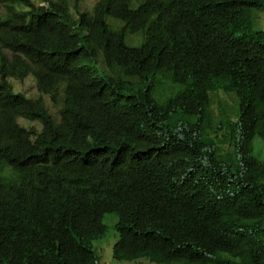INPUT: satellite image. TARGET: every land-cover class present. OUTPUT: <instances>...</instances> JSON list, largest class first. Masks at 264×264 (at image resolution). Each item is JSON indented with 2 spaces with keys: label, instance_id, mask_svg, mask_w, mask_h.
<instances>
[{
  "label": "trees",
  "instance_id": "1",
  "mask_svg": "<svg viewBox=\"0 0 264 264\" xmlns=\"http://www.w3.org/2000/svg\"><path fill=\"white\" fill-rule=\"evenodd\" d=\"M46 1L0 0V264H97L107 213L118 261L264 264V0ZM157 75L182 86L160 104ZM27 77L37 98L13 92ZM216 91L237 99L239 157L205 164Z\"/></svg>",
  "mask_w": 264,
  "mask_h": 264
},
{
  "label": "rangeland",
  "instance_id": "2",
  "mask_svg": "<svg viewBox=\"0 0 264 264\" xmlns=\"http://www.w3.org/2000/svg\"><path fill=\"white\" fill-rule=\"evenodd\" d=\"M97 0H82L80 5L82 10L90 11L93 8ZM35 3H40V0H34ZM253 29L257 31H264V11H253ZM109 24H111L114 28L118 27V23H115L112 19H108ZM135 41H139L138 38H135ZM125 42L130 46H135L139 43H135L131 40L130 35L125 37ZM14 86V91L24 94L28 98H36L39 94L37 91L36 83L31 78L28 77L22 82H17L15 80H11ZM182 89V86L173 83L170 79L165 78L163 76L157 75L153 79L152 83V97L156 103H163L169 98L174 97L177 92ZM219 93L215 94L213 97L212 93L211 96V105L209 108V113L211 117V124L213 125L215 131L208 135L205 132L204 137L209 136L212 141L211 144L214 148L218 147V139L217 136L219 135L220 140V147H218V151L216 150V154L218 158H222L223 154L228 153L230 156H236V150L234 145L229 148L228 143L226 141L228 136L232 135L231 130H229L230 126L237 123L239 120V110L237 105V99L234 94H227L222 91H218ZM236 100H234L233 97ZM213 98V99H212ZM44 100L47 105H50V101L48 97L44 96ZM236 102V103H235ZM214 103V104H213ZM235 103V104H234ZM225 106L224 114L218 116L220 112V107ZM218 122L224 123V128L217 132L216 124ZM19 124L24 127L28 128L30 126H35L38 129L40 128L38 123L36 122H26L23 120L19 121ZM225 129V130H223ZM228 133V135H227ZM238 132L235 135H232V138H238ZM254 148V156H256L259 160L264 161V144L263 141L259 138L254 139L253 142ZM117 220V216L115 214H105L103 216L102 222L105 225V232L104 234L98 239L93 242L94 250L98 256L99 264H155L147 261L146 259H140L139 261H118L112 258V248L113 245L118 240V232L114 228V224Z\"/></svg>",
  "mask_w": 264,
  "mask_h": 264
},
{
  "label": "clouds",
  "instance_id": "3",
  "mask_svg": "<svg viewBox=\"0 0 264 264\" xmlns=\"http://www.w3.org/2000/svg\"><path fill=\"white\" fill-rule=\"evenodd\" d=\"M41 2L40 3H35L34 2V0H33V2L35 3V4H39V5H41V6H47L48 5V2L46 1V0H40ZM81 1L82 0H68V6H69V8H70V6L71 7H74V6H77L78 8H79V10L81 11V12H86L87 14H91L92 13V9L90 10V11H87V10H82L81 9V5H80V3H81ZM98 1H100V0H97L96 2H95V4L93 5V7L98 3ZM54 2V1H53ZM3 9H4V7L2 6V5H0V13L1 12H3ZM253 11H257V9H254ZM253 11H252V14H253ZM260 11H264V10H260ZM112 19L111 17H106V22L107 23H109L108 22V19ZM113 20V19H112ZM114 21V20H113ZM115 22V21H114ZM115 23H118V25L120 26L121 24L119 23V22H115ZM255 31H257V30H255ZM261 32H264V31H261ZM130 37H131V40L133 41V42H135V43H141V41L143 40V38H142V35H141V33H137V35H130ZM135 38H138L139 39V41H135ZM139 43V44H140ZM138 45V44H137ZM136 46V45H135ZM28 78V77H27ZM26 79V78H25ZM25 79H23V80H25ZM12 80H15V79H12ZM22 80V81H23ZM16 81V80H15ZM22 81H17V82H22ZM11 83H12V81H11ZM12 85H13V83H12ZM37 87V86H36ZM37 91H38V89H37ZM13 92L14 93H16V94H22V93H19V92H15L14 91V86H13ZM212 93H214L213 95H212V97L215 95V94H217V93H219L218 91H216V92H212ZM212 93H210L209 94V98H211V94ZM225 93V92H224ZM22 95H24V94H22ZM25 96V95H24ZM44 96H46V97H48V99H49V101H50V105H47L46 104V102H45V100H44ZM26 97V96H25ZM38 97V96H37ZM36 97V98H37ZM43 97V102H44V108L46 109V111H47V113H48V115L52 118H54V119H56V120H58V112H60L61 111V108L59 107V106H57V105H55V101H53L52 100V98L48 95V94H46V95H43L42 96ZM233 97V96H232ZM28 98V97H27ZM234 98V100H235V97H233ZM29 99H34V98H29ZM213 99V98H212ZM155 101V100H154ZM156 103V102H155ZM164 103V102H163ZM236 103V102H235ZM234 103V104H235ZM157 104H159V103H157ZM214 104V103H213ZM210 105L211 104H209V107H208V109H207V116H208V119L206 120V121H204L203 123H200V125H199V131L198 130H196V132H195V136H196V138L197 139H199L200 141H201V143L203 144V156H202V162L203 163H205V164H208L210 161H211V159H212V154H214V156L216 157V159L218 160V161H223V160H225L226 158H228V157H234V158H238L239 157V155H238V153H237V149L235 148V150H236V153H237V155L236 156H230L228 153H226V154H223L221 157V159L220 158H218L217 157V154H216V150L218 151V147H220V140H219V135L217 136V139H218V147H216V148H214L213 146H212V144H211V141H212V139L209 137V136H207V137H204V135H205V132H207L208 133V135H210L212 132H214L215 131V129H214V127H213V125L211 124V117H210V113H209V108H210ZM224 105L223 106H221L220 107V112H219V114H218V116H220L221 114H224V111H225V109H224ZM20 120H23V121H26V122H36V123H38V125H39V132L42 130V127H43V123H42V121L41 120H39V119H36V120H33V121H29V120H26V119H23V118H19L18 119V123H19V121ZM180 121H182L181 119L178 121V123L177 124H179V122ZM198 121V117L195 119V120H193V122H197ZM169 123L171 124V125H174V117L171 119V121H169ZM20 125V124H19ZM234 125V124H233ZM21 126V125H20ZM216 126H217V132H219L221 129H222V127L224 128V123L223 122H218L217 124H216ZM31 127V126H30ZM35 127V126H34ZM29 128V127H28ZM171 128H173V129H175L174 127H171ZM231 128H232V126H230L229 127V130H231ZM175 130H177V129H175ZM223 130H225V129H223ZM177 131H179V130H177ZM226 131V130H225ZM227 132V131H226ZM238 131H236V129H233V130H231V133H232V135L234 136L235 135V133H237ZM227 135H228V133H227ZM232 135H230V136H228V139H227V141H226V144L228 143V146H229V148L231 147V146H233L234 145V147H235V141L236 140H238L239 139V137L236 139V138H232ZM256 138H259V139H261L260 137H255L254 139H256ZM262 140V139H261ZM263 141V140H262ZM253 142H254V140H253ZM263 144H264V142H263ZM253 153H254V148H253ZM252 153V154H253ZM253 156H254V154H253ZM255 158H257L256 156H254ZM258 159V158H257ZM259 160V159H258ZM259 161H261V160H259ZM9 171V169L8 168H5L4 169V172H3V174H5L6 172H8ZM98 240V239H97ZM94 242V241H93ZM114 246V245H113ZM93 248H94V246H93ZM95 251V250H94ZM95 253H96V251H95ZM112 253H113V248H112ZM97 255V254H96ZM98 257V256H97ZM112 258H113V255H112ZM140 260V259H139ZM139 260H136V262L137 261H139ZM97 264H99V260L97 261Z\"/></svg>",
  "mask_w": 264,
  "mask_h": 264
}]
</instances>
